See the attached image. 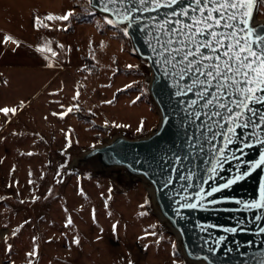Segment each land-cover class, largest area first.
<instances>
[{"label":"rangeland","instance_id":"rangeland-1","mask_svg":"<svg viewBox=\"0 0 264 264\" xmlns=\"http://www.w3.org/2000/svg\"><path fill=\"white\" fill-rule=\"evenodd\" d=\"M68 1L73 15L58 41L60 119L0 114V264H188L142 181L124 183L119 172L59 176L71 152L116 131L137 137L159 122L147 63L125 28L93 13L88 0ZM257 18L264 20V0Z\"/></svg>","mask_w":264,"mask_h":264},{"label":"water","instance_id":"water-1","mask_svg":"<svg viewBox=\"0 0 264 264\" xmlns=\"http://www.w3.org/2000/svg\"><path fill=\"white\" fill-rule=\"evenodd\" d=\"M106 2L92 0L89 3L88 0V5L96 15L124 27L133 53L147 63L146 89L158 111L159 122L153 130L137 137L116 131L107 141L71 152L61 166L59 176L74 170L93 174L119 172L124 183L142 181L149 189L155 214L177 236L181 254L188 264H264V232L261 231L264 209L247 210L244 207V203L259 199L264 166L251 171L230 188L206 196L200 201L201 206L195 209L183 207L185 203H197L201 189L206 193L212 187L226 183L238 170L250 171L251 164L264 152V145L257 142V137L264 138V127L237 128L236 138L225 152L228 159L217 166L215 174L211 171L217 160L222 159L219 150L224 148L225 136L229 135L227 129L231 125L225 119L229 114L219 109L222 116L210 118L205 113L218 109L202 107L204 100L192 107V101L199 99L196 95L199 88L186 95H176L178 90L192 83V78L179 80L178 69L164 64L159 55L164 51L161 45L172 38L165 34L167 30L174 31L179 27L174 23L164 28L160 25L166 20L177 19L191 23L172 13L188 8L189 16L199 15L191 12L194 0H180L178 5L156 10H152L156 5L151 0L144 5L138 0H124L123 3L108 4L109 11L105 12ZM160 3L167 4V0H160ZM258 10L259 4L251 24L264 32V20L257 18ZM125 15L131 16V21L125 20ZM255 107L264 112V106ZM245 144L252 146L244 147ZM210 176L213 178L209 179Z\"/></svg>","mask_w":264,"mask_h":264},{"label":"snow or ice","instance_id":"snow-or-ice-1","mask_svg":"<svg viewBox=\"0 0 264 264\" xmlns=\"http://www.w3.org/2000/svg\"><path fill=\"white\" fill-rule=\"evenodd\" d=\"M123 2L124 0H107L103 10L108 12V4ZM138 2L144 5L150 0H138ZM151 2L156 5V8L152 10H156L160 7L178 5L180 0H167V4H161L160 0H151ZM89 3H92V0H89ZM259 3L261 0H194L195 6L191 8V12H198L199 15L189 16L188 8L172 13L175 17L187 18L191 23L177 19L173 22L166 20L163 25H160L161 28L169 23L179 25L174 31L169 28L165 33L172 38L161 45L164 51L159 55L163 58V63L170 65L172 69H178L176 74L179 80L192 78V83L178 90L176 95H186L199 88L200 91L196 92L199 99L192 101V107H195L200 100H204L202 107L218 109L210 114L205 113V115H210V118L221 117L222 113L219 109L229 114L225 117L226 122L231 125L227 129L229 135L225 136L224 148L219 150L222 159H218L217 164L211 169L213 174L216 173L217 166L228 159L225 152L228 145L234 142L237 128L264 127V112L255 107V105L264 106V32L251 24L254 10ZM72 15V12L62 16L49 15L47 19L67 21ZM124 19L131 21L132 17L125 15ZM107 23L113 24V21L109 19ZM37 24L43 27L48 26L39 20ZM8 41L17 43L10 36L5 37L4 43ZM174 44L179 46L173 47ZM39 51H45V49L41 48ZM165 53L168 55L165 56ZM129 67L132 66L129 65ZM177 87L179 88V84ZM213 89H215L214 94ZM72 110L69 108L67 111ZM0 111L7 115L8 113L15 114L16 109L3 108ZM217 124L219 125V121ZM257 142L264 145V138L257 137ZM70 143L69 141V145ZM251 146L250 144L244 145V147ZM233 158L236 157L233 156ZM262 166H264V152L255 163L251 164L250 171L240 172L238 170L237 174L228 179L226 183L212 187L206 193L201 189L198 194L199 201L185 203L183 207L195 209L201 206L200 201H203L206 196H212L223 189L230 188L244 180L251 174V171ZM212 178V176L209 177V179ZM210 203H218V201H210ZM237 203L243 202L237 201ZM244 207L247 210L264 209V183L260 186L259 199L244 203ZM257 219L260 217L258 216ZM71 223L72 220L69 218L68 224ZM226 231L235 232L236 229H226ZM261 231L264 232V228ZM75 242L79 243L78 240ZM28 255L32 256L34 253Z\"/></svg>","mask_w":264,"mask_h":264},{"label":"crops","instance_id":"crops-1","mask_svg":"<svg viewBox=\"0 0 264 264\" xmlns=\"http://www.w3.org/2000/svg\"><path fill=\"white\" fill-rule=\"evenodd\" d=\"M68 2L0 0V68L4 75L0 84V109L15 108V114L23 115V121H35V114L40 122L60 119L58 41L63 21L47 17L67 14ZM37 20L50 25L39 26ZM9 36L17 43H4ZM41 48L45 51H39ZM0 114L5 115L2 111ZM2 118L7 120L6 116ZM12 121L13 118L9 122Z\"/></svg>","mask_w":264,"mask_h":264},{"label":"built area","instance_id":"built-area-1","mask_svg":"<svg viewBox=\"0 0 264 264\" xmlns=\"http://www.w3.org/2000/svg\"><path fill=\"white\" fill-rule=\"evenodd\" d=\"M43 31H44V29H43ZM78 49L81 50V47H78ZM3 81H4V75H3L1 68H0V84H2Z\"/></svg>","mask_w":264,"mask_h":264},{"label":"trees","instance_id":"trees-1","mask_svg":"<svg viewBox=\"0 0 264 264\" xmlns=\"http://www.w3.org/2000/svg\"><path fill=\"white\" fill-rule=\"evenodd\" d=\"M84 20H86L85 17H84L83 19H81L80 21H81V22H84Z\"/></svg>","mask_w":264,"mask_h":264}]
</instances>
